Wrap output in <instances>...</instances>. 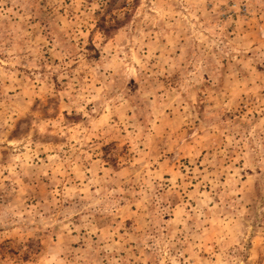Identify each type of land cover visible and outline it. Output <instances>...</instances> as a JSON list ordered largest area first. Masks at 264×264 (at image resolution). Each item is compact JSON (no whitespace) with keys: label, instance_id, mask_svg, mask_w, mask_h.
<instances>
[{"label":"rangeland","instance_id":"obj_1","mask_svg":"<svg viewBox=\"0 0 264 264\" xmlns=\"http://www.w3.org/2000/svg\"><path fill=\"white\" fill-rule=\"evenodd\" d=\"M0 264H264V0H0Z\"/></svg>","mask_w":264,"mask_h":264},{"label":"trees","instance_id":"obj_2","mask_svg":"<svg viewBox=\"0 0 264 264\" xmlns=\"http://www.w3.org/2000/svg\"><path fill=\"white\" fill-rule=\"evenodd\" d=\"M103 22H104V21H103ZM103 22H102V23H99V26H101V28L104 29L106 26H105V24H104ZM115 23H117V21H113V20H112V22L109 23V25L107 26V28H112V27H114V24H115Z\"/></svg>","mask_w":264,"mask_h":264}]
</instances>
